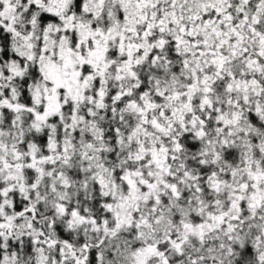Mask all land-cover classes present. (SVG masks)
I'll return each mask as SVG.
<instances>
[{
	"label": "snow or ice",
	"instance_id": "1",
	"mask_svg": "<svg viewBox=\"0 0 264 264\" xmlns=\"http://www.w3.org/2000/svg\"><path fill=\"white\" fill-rule=\"evenodd\" d=\"M0 264H264V0H0Z\"/></svg>",
	"mask_w": 264,
	"mask_h": 264
}]
</instances>
